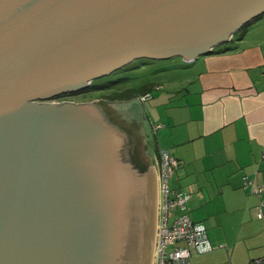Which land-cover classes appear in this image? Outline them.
Masks as SVG:
<instances>
[{"label": "water", "instance_id": "95a60500", "mask_svg": "<svg viewBox=\"0 0 264 264\" xmlns=\"http://www.w3.org/2000/svg\"><path fill=\"white\" fill-rule=\"evenodd\" d=\"M264 0H0V264H152V167L99 103H50L136 58H196ZM43 101V102H41Z\"/></svg>", "mask_w": 264, "mask_h": 264}, {"label": "crops", "instance_id": "0c3cea01", "mask_svg": "<svg viewBox=\"0 0 264 264\" xmlns=\"http://www.w3.org/2000/svg\"><path fill=\"white\" fill-rule=\"evenodd\" d=\"M256 18L230 45L181 57L175 75L145 93L165 105L154 122L163 145L154 144L157 182L165 148L178 159L172 179L190 193L189 216L214 246L191 264H254L264 255V190L242 185L243 175L264 185V14Z\"/></svg>", "mask_w": 264, "mask_h": 264}, {"label": "rangeland", "instance_id": "374dc122", "mask_svg": "<svg viewBox=\"0 0 264 264\" xmlns=\"http://www.w3.org/2000/svg\"><path fill=\"white\" fill-rule=\"evenodd\" d=\"M257 18L253 19L255 21ZM248 23V22H247ZM252 23V22H251ZM250 23V24H251ZM249 23L244 25V28L237 30L234 33L233 41H225L215 45L216 48L221 46L230 45L237 39V37L250 25ZM172 59V58H171ZM169 58L164 59H153V58H136L124 67L117 69L114 72H111L107 75L98 77L94 79V85H100L108 83L109 81L117 80L112 87L109 89H99L94 86L87 90H80L76 92L65 93L64 96H57L50 99V103H60V100H69L73 103H78L81 101H92L93 103H99L102 106L106 115L112 123L117 125L120 131L114 132L107 129L102 122H97L99 126L104 127L106 130H109L115 136H118L120 139L121 148L120 151L124 152L125 155H138L144 157L152 167V176L154 184V234H155V225H156V212H157V203H158V182L156 179L155 172V151L154 144L155 142L158 145L161 144L160 135L156 134V129H154V122L157 121V112L164 113L165 105L159 104L157 95L155 91L154 98H150L146 101H138L136 98H130L128 100H110L108 94L113 91H122L127 89H138L149 84L153 86L154 83L158 81H165L166 77L174 76L175 73L171 71V65L176 63L181 64V56H176L174 60ZM87 88V87H86ZM166 85H164V89ZM152 90V89H151ZM144 94L140 95L143 96ZM139 96V97H140ZM163 146V145H162ZM170 186L176 188V184L173 179L170 180ZM189 202V201H188ZM187 202V207L189 204ZM188 211V210H187Z\"/></svg>", "mask_w": 264, "mask_h": 264}, {"label": "built area", "instance_id": "2783aa9c", "mask_svg": "<svg viewBox=\"0 0 264 264\" xmlns=\"http://www.w3.org/2000/svg\"><path fill=\"white\" fill-rule=\"evenodd\" d=\"M233 37L234 34H229V41ZM209 50L213 51L214 48ZM182 58L185 62L194 60ZM90 84L91 81L88 86ZM146 97L144 94L139 100ZM158 127L154 125V129ZM158 158V203L152 264H191L193 253H206L213 250L214 246L208 238L206 228L193 222L189 216L187 202L190 200V193L170 186V180L178 167V159L165 148L158 150ZM242 185L255 193L264 190V185H255L246 175L242 176ZM218 247H222V244ZM253 263L264 264V255L255 258Z\"/></svg>", "mask_w": 264, "mask_h": 264}, {"label": "trees", "instance_id": "16d2710c", "mask_svg": "<svg viewBox=\"0 0 264 264\" xmlns=\"http://www.w3.org/2000/svg\"><path fill=\"white\" fill-rule=\"evenodd\" d=\"M252 20L248 21V23H250ZM248 23H246V24H248ZM243 26H242V28H244ZM233 39H234V37H233ZM125 65H122L120 67H117L116 69H114V71H116L117 69H120V68L124 67ZM119 79H117V80H119ZM117 80L109 81L108 83H104V84H100V85H94L93 84L94 79H93L91 81V84L87 88H85V90H87V89H89V88H91L93 86L95 88H99V89H105V88L106 89H109L110 87H112L111 85H113L115 82H117ZM150 88H151V86L149 84H145L144 86H142L141 88H138V89L136 88V89H127L125 91L124 90H122V91H113L112 93L108 94V97L107 98H109L110 100H128L130 98H135V97H138V96H140L142 94H145L147 91L150 90Z\"/></svg>", "mask_w": 264, "mask_h": 264}, {"label": "bare ground", "instance_id": "6f19581e", "mask_svg": "<svg viewBox=\"0 0 264 264\" xmlns=\"http://www.w3.org/2000/svg\"><path fill=\"white\" fill-rule=\"evenodd\" d=\"M83 116H84V120H85L86 124L97 127L108 135H114L109 130H106L104 127L99 126V124L93 120L92 114L83 113ZM119 143H120V139L117 137V145L118 146H119Z\"/></svg>", "mask_w": 264, "mask_h": 264}, {"label": "flooded vegetation", "instance_id": "af4514ba", "mask_svg": "<svg viewBox=\"0 0 264 264\" xmlns=\"http://www.w3.org/2000/svg\"><path fill=\"white\" fill-rule=\"evenodd\" d=\"M85 90V89H84ZM59 95H61V96H64V95H66L65 93H62V94H59ZM59 95H57V96H59ZM57 96H54V97H57ZM47 102H50V100H46ZM41 102H43V101H41ZM60 102H69V103H71V101H69V100H65V101H63V100H60ZM85 102H89V101H81V103H85ZM76 103V102H75Z\"/></svg>", "mask_w": 264, "mask_h": 264}]
</instances>
